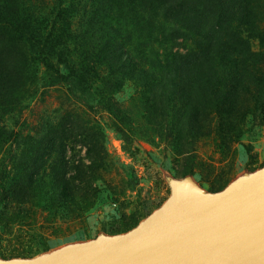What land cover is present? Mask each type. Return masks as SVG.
Returning a JSON list of instances; mask_svg holds the SVG:
<instances>
[{
	"label": "rangeland",
	"instance_id": "1",
	"mask_svg": "<svg viewBox=\"0 0 264 264\" xmlns=\"http://www.w3.org/2000/svg\"><path fill=\"white\" fill-rule=\"evenodd\" d=\"M114 1L0 0V194L10 187L7 178L41 153L40 138L61 133L63 126L69 136L67 156L97 160L102 153L90 156L87 151L96 144L114 160L108 171L93 168L95 178L87 187L91 194L79 201L89 209L77 220L54 223L47 213L33 215L27 205L13 200L10 206L19 214L0 225V259L31 258L36 251L34 256L99 234L124 233L119 231L127 222L142 221L169 197V181L182 179L187 166L194 169L187 177L212 192L218 183H230L264 165L262 115H249L241 137L230 141L217 132L216 116L206 114V135L193 142L182 133L178 145L167 136L175 134L177 123L153 113L150 94L132 81L113 84V75L96 56L108 38L114 46L127 35L123 28L113 30L120 28L114 22L116 12L134 5L158 21L164 12L156 0ZM254 1L257 18L264 22V0ZM143 36L131 38L137 43ZM61 59L74 70L69 84L61 76ZM110 99L127 120L122 126L102 108ZM179 148L191 152L178 155Z\"/></svg>",
	"mask_w": 264,
	"mask_h": 264
},
{
	"label": "trees",
	"instance_id": "2",
	"mask_svg": "<svg viewBox=\"0 0 264 264\" xmlns=\"http://www.w3.org/2000/svg\"><path fill=\"white\" fill-rule=\"evenodd\" d=\"M156 2L164 11L159 21L140 12L134 5L123 6V13L116 12L114 22L120 28L113 30L120 32L123 28L127 35L114 46L110 38L102 43L96 56L97 63L113 75L114 85H119L122 80L132 81L151 95L153 113L162 115L163 121L168 118L177 123L175 134L169 132L167 136L178 145L182 133L193 142L206 135V116L209 114L216 116V130L224 139L238 140L249 115H262L264 119V22L257 18L256 2ZM142 33L146 36L135 43L136 38L131 36ZM60 62L61 76L69 84L73 67L66 59ZM86 70L87 67H82L84 73ZM101 105L119 125L127 122L114 100H104ZM67 132L63 126L61 133L42 136L39 143L42 146L38 149L41 153L37 152L20 173L7 178L10 187L1 189L0 194V201L5 202L0 209V225H6L11 215L19 214L10 206L13 200L27 205L33 215L47 213L54 223L77 220L88 211L89 207L79 201L88 199L91 194L87 187L95 178L93 168L108 171L114 160L110 156L107 158L106 149L98 148L96 144L87 151L90 156L102 153L97 160L90 161L87 155L86 160L67 156ZM190 152L183 148L176 150L178 155H189ZM193 171L192 166H187L181 171V177L190 176ZM228 183H218L211 191L222 190ZM27 209L19 208L21 211ZM151 212L149 210L142 218ZM130 221L129 224L125 222L119 232L130 230L141 218Z\"/></svg>",
	"mask_w": 264,
	"mask_h": 264
},
{
	"label": "water",
	"instance_id": "3",
	"mask_svg": "<svg viewBox=\"0 0 264 264\" xmlns=\"http://www.w3.org/2000/svg\"><path fill=\"white\" fill-rule=\"evenodd\" d=\"M130 230L0 264H264V165L208 192L189 177Z\"/></svg>",
	"mask_w": 264,
	"mask_h": 264
}]
</instances>
